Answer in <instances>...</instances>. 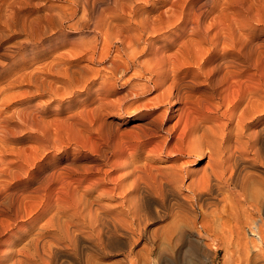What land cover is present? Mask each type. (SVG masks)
Returning <instances> with one entry per match:
<instances>
[{"label":"rangeland","instance_id":"rangeland-1","mask_svg":"<svg viewBox=\"0 0 264 264\" xmlns=\"http://www.w3.org/2000/svg\"><path fill=\"white\" fill-rule=\"evenodd\" d=\"M203 1L204 0H94L93 2V0H78L77 2V0H0V200L2 201L0 205L2 204L3 206L8 203V197H6L8 194L15 199L16 196L19 198V195L26 190L29 195L27 197L29 198L22 200L19 205L24 212V209H28V206L31 204L29 210L32 213L28 214L29 210L25 209V212H22L24 215L26 214L24 220H20L17 226L12 228L13 230L11 229L12 231L10 230V232L3 235L1 238L2 240H5L8 237L16 239L19 237L18 235H20V240H16V243H20L22 239L27 237L26 235L33 231L34 226H31L32 221L34 220L33 217H37L40 221L44 222L43 220H46L50 216L51 211L47 210V196L52 191V194L50 193L49 195L51 198H48V200L52 199V202L54 203L57 197L56 201L61 200L59 196L63 193L60 190H62V178L64 175L66 177V174L64 173H67L68 175L71 173L68 178H71L72 176L74 177L69 181L75 178L77 180L81 179L87 174L90 175L91 178L89 180L81 183V187L83 188V185L91 184L92 179L100 175L96 168V170L93 169L91 170V173H89L90 171L87 170L84 164L90 167V163H93L95 164L94 166L97 167V165H99L98 163H100L101 166L98 167L110 171L111 175L109 176H111L110 178L113 180H109L106 184L99 186L101 189L102 187L112 188V186L114 187L117 183H124L123 180L127 177L124 175H126L128 170L126 164L128 157L126 159L124 157L127 156V152H130L131 149H133L131 145H134L133 142H135V135L137 132H141V127L144 123L146 124L147 120L149 121L151 119V116L148 114L150 113V109L147 107L142 106L143 108L142 110L140 109V111L134 110V107L140 104L137 101H135V103L137 102L138 104L134 105L129 111L126 109H119L117 106L121 104L125 107L129 102H134L133 94H129L138 88L142 81L150 76V74H132L138 69L137 67L141 65L142 61L146 62L148 60V57L150 60L149 63L152 61L154 62L157 60L156 58H159V60L154 63L155 69H159L157 70L158 72L161 70L169 71L168 68L172 69L170 70V74L178 71L179 75H171L166 85L160 89L169 87L172 83V77L177 76V79L181 78L183 80L187 79L185 81H190L192 80L191 78H194L192 77L194 76L193 73L197 72L198 69L202 68L205 71L211 70L213 67H217V62L218 68L220 66L219 69L228 70L229 68L231 70L235 67L236 70H241L243 76H248L249 73L251 74V68L255 70V73L257 70L258 72H263L264 59L263 57H260V54L264 56V1L206 0V2L204 1V4ZM243 4L245 6H242ZM247 5H250L251 7H248ZM260 5L262 7H260ZM248 9H250L249 11L251 12L248 13ZM79 15L80 17H78ZM39 17L42 18V20L40 18L41 21L39 20ZM81 18L87 19L82 22ZM52 19L54 21H52ZM97 20L99 22L95 24L94 22ZM98 24L102 28L98 27ZM98 29L101 30L99 31ZM80 37L87 40L92 38V41L89 39L90 44H95H93L92 48L89 47L90 49L86 48V45L91 46L89 41L80 39ZM78 43L81 44V46ZM104 45L108 46L106 47ZM79 46L82 47V49ZM94 47L95 49H93ZM103 50L104 52H109V54L105 59L100 61V58H98L99 52H103ZM90 51L97 52L95 60L89 58L92 55L90 54ZM130 52H138V54L136 53L135 55L137 58V61L135 62L136 64H132L131 67L128 68L129 70H125L123 67H117V63L121 62L124 57L126 59ZM247 52L250 53L248 54ZM251 52L254 58L257 55H255V52L259 54L256 56L257 58L259 57L258 59H255L256 61L254 58L251 60ZM156 53L158 57L156 56ZM240 53H242V55ZM116 55H118L119 58H117L118 56ZM121 55L123 57H121ZM111 57L116 61H113ZM242 58H244L243 61ZM138 60H140V62ZM253 60L255 67L250 64ZM224 62H227L228 64ZM229 63H234L235 66H232V64L229 67ZM258 63L260 65H258ZM68 64L70 65L68 66ZM238 64L241 65V67H244V69L239 67ZM135 67L137 69H135ZM237 67L240 68V70ZM245 67H247V69H245ZM235 68L232 70H235ZM96 69L98 70L96 71ZM111 69L115 72H112ZM194 69H196V71ZM55 70L56 73L54 72ZM242 70L245 74H243ZM254 70L252 72L253 74ZM186 72L189 74L186 75ZM112 74L114 75V78H116V81H114L115 86L110 77ZM242 75L237 76L240 81L237 77L235 79V81L237 80L239 83L234 82L232 78H230L232 82L228 83L229 85L226 82L228 85L227 87L235 85L232 87L237 89L238 86V91L235 96L234 93L236 92V89H232L233 99H231L232 87L228 89L224 86L225 83L222 87L220 86L222 91L225 87L224 90L227 92L223 91L224 93L230 92V95L228 93L229 98H227V100L229 99L228 104L233 103L235 99L242 95V89H258L262 88L264 85V78L263 81L261 80L262 77H264V74L260 77L255 75L254 78L249 75L248 78L251 77V80L249 79L250 81H248L246 76H244L245 79L240 78L243 77ZM127 77H129V80L126 81L125 79ZM201 79L203 78H200L199 81H202ZM241 79L243 82H241ZM252 79L261 80V85L258 84L259 81H252ZM104 80L108 81L105 82ZM124 80L126 82H123ZM233 82L234 84H231ZM240 83H244L245 85L241 87ZM255 83L256 85H254V87L253 84ZM251 84L253 88L250 87ZM82 86H84V88ZM101 86H104L105 88ZM239 86L241 87L240 89ZM201 87H204L203 90L208 88L207 84H202L200 88ZM129 91L130 93H128ZM157 91L158 89L148 92L138 101H141V104L146 103L148 99H151L160 90ZM106 92L109 93L107 94ZM238 92L240 93L238 94ZM243 92L245 93V91ZM125 93H128V98L124 95ZM236 95L237 98H235ZM123 96L125 98H123ZM119 99L124 100L120 101ZM142 100L144 102H142ZM102 105H111L115 107L107 112L103 111L104 113L102 112L103 114H101L99 110ZM117 108L118 110H116ZM168 108L169 111H171V105H168ZM225 108L226 106L223 109ZM98 118L100 121H98ZM224 119L227 120L226 118H223V121ZM105 121L114 124L111 123L112 125L110 124L108 127H105ZM174 121L175 119H172L167 125ZM90 123H92V127L95 125V128L93 127V129H91ZM116 125L117 127H115ZM133 125L135 126L133 127ZM138 127L140 130H138ZM89 128L92 133H88ZM114 128H118L119 132ZM94 129H97L98 131ZM131 130L133 132L130 134L134 133L132 137L129 135ZM123 132H127L128 134H124ZM109 133L111 136H108ZM126 135L130 137H127ZM116 136L119 137L117 138ZM103 137L107 138L105 139ZM115 137L117 140L114 139ZM159 137H161V135L154 136L152 139L155 138V140L153 139L154 141H161L163 137L161 139H159ZM119 138L123 141H120ZM102 139H104L103 141L105 143ZM113 140L117 141V144H115L116 142H113ZM110 142L114 143L115 146L111 145ZM127 144L131 148L127 147ZM101 146L104 149H102ZM150 147L151 146L147 149ZM99 148L101 151L98 150ZM122 150H126V153H123L124 155L120 154ZM99 151L102 152V154H100ZM104 151H108V153ZM146 152L147 150L142 153V156H145ZM115 153H117L116 155L120 154L121 156L117 157ZM157 154V151L151 154L152 160H149L151 163H148L150 167H166L168 164L172 163L171 157L167 153ZM104 156H106L107 160ZM112 158H114V161ZM111 160L113 162L112 166H110ZM102 161L105 162L103 163ZM153 162L155 163L153 164ZM204 162H206V160L199 161L198 163L195 162V160H192L189 166L191 169L196 167L194 168V170L197 169L194 171V173H196L199 168L205 164ZM67 163L69 165L71 164L70 166H73V168L75 167L74 165H77V168L75 167L76 173L72 169L67 168L70 167ZM200 164L202 166H199ZM10 165L12 166L11 168ZM65 165L68 166L66 167ZM119 166L122 168L121 170ZM4 167H6L7 170ZM55 167H59L56 169L57 172L54 170ZM83 167H85V170ZM62 168H65L63 171L64 175H62V178L57 177V179H60H58V182L56 181L55 176H59L60 173H57L60 172V169L63 170ZM49 171L50 173H53L50 174ZM95 174L97 176H95ZM47 175L48 177L55 179H53V181L52 179H48L49 181L45 180L47 178L44 177H47ZM93 175L95 176L94 178ZM116 175L119 176L113 177ZM41 176L43 177V181L49 182V185L47 182L46 184L42 181ZM122 176L124 178H121ZM37 179L41 180L38 181ZM76 179L74 182L77 183ZM121 179L123 182H120ZM129 179H132V177L125 180ZM7 181L8 183H6ZM74 182L72 181V183ZM44 183L48 186L44 185ZM55 183H57V185H54ZM76 183H74V185ZM49 187L51 190H48ZM53 187L56 188L54 189ZM40 188L45 189V191L41 192L42 190ZM98 188L93 190L90 196V198H95L96 196L94 200V205L96 207H101L104 210H111L112 208L121 209V206L122 208H125L123 203H121L124 200V193L121 189L119 193L118 190H116L114 195L108 193L107 195L105 193L100 196L97 192H100L99 190L101 189ZM33 192H36L37 196L36 194L33 195ZM227 194H229V196ZM31 195L33 196L31 197L32 199L36 198L33 199L34 201L30 199ZM230 195V193H226L223 196L214 198L212 200L214 203L211 202V205L208 203L205 204L208 209L207 207L203 208L202 214H198L196 223H194L193 227L189 228L190 231L194 232L197 236H199V234L201 236H199L201 242H198L196 245H176L174 242L168 243L165 241V239L173 238L177 233V231H173V222L176 219L174 216L176 215L177 217L179 209L177 210V207H174L172 210V208H169L168 206L162 208L159 207L158 209L160 212L154 221L151 222L149 228L150 235L153 234L158 242L153 243L148 237L135 245L129 243L114 244L113 246L108 247L109 254L107 257H105V254H97L95 251H92V249L87 247L88 250L84 249L82 252L78 251V253H75L72 257L61 255L60 258L62 256L63 258L61 261L59 258V263L57 264H84L85 258H91V261L94 263L99 259H106V264L108 262H110L108 264H251L250 260H253V257L255 258V256L257 258L256 261L259 260L258 264H264V247L258 250L251 246L253 244L250 242V239L255 236L252 235L248 227H239V225H242L240 220L243 219L245 206L241 204L237 207V204L240 203H238L237 199L235 200L237 203L234 201L235 197L233 195H231V197L233 196V202H231V200L229 203H226L225 199L227 200L228 197L230 198ZM40 196H42L43 201L40 199ZM34 202H36V204ZM37 202H41V205L37 204ZM224 203L227 207H225ZM232 203L234 204V207L238 209V212L235 211L233 206V208H230L233 211L230 212L228 206ZM23 204H25L26 207ZM2 206H0V208ZM226 208H228L229 211ZM44 209L45 213H47L46 216H44V212L40 211H44ZM205 209L207 211H205ZM222 209H225L226 211L224 210V212ZM161 210H164L165 212ZM38 213H41V216ZM203 213H207L206 218H204ZM124 217H130L129 219L131 220L130 215ZM201 220L206 223L205 225L208 230H204L207 228L205 225L201 224L202 222L200 223ZM197 228H201V231ZM50 229L51 228H49V230ZM240 235L244 236L241 238ZM243 238L245 239L243 240ZM241 239L242 241H240ZM246 241L248 243H246ZM3 243L0 244V261L1 259L7 261L8 258H3V256L12 252L13 249L7 243ZM245 243L247 245H245ZM248 250L249 252H247ZM85 253H87V256L84 255ZM96 256L100 257L95 258ZM243 256H245V258ZM107 260L109 261L107 262Z\"/></svg>","mask_w":264,"mask_h":264},{"label":"bare ground","instance_id":"bare-ground-1","mask_svg":"<svg viewBox=\"0 0 264 264\" xmlns=\"http://www.w3.org/2000/svg\"><path fill=\"white\" fill-rule=\"evenodd\" d=\"M82 1H84V0H82ZM85 1H87V0H85ZM98 1H100V0H98ZM204 1L206 2V0H204ZM204 1H203V4L205 3ZM241 1H244V0H241ZM249 1H247V2H249ZM262 1H264V0H262ZM77 2H78V0H77ZM93 2H94V0H93ZM91 3H92V1H91ZM99 3H101V2H99ZM83 4H84V2H83ZM91 5H93V4H91ZM238 5H240V4H238ZM261 5H263V4H261ZM261 5H260V7H262ZM242 6H245V5L243 4ZM247 6L249 7L250 5H247ZM249 10L250 9H248V13L251 12ZM71 13H73V12H71ZM80 15L78 17H80ZM94 15H96V14H94ZM65 16H66V14H65ZM71 16H72V14H71ZM61 17H64V16H61ZM97 17H98V15H97ZM5 18H6V16H5ZM40 18L41 17H39V20H40ZM7 19H10V18H7ZM81 19H82V22H84V21H86L87 18L86 19L81 18ZM41 20H42V18H41ZM100 20H102V19H100ZM52 21H54V20L52 19ZM97 22H99V21L97 20L94 23L96 24ZM89 24H90V22H89ZM78 26H79V24H78ZM95 26H97V25H95ZM98 27H101V26H99V24H98ZM100 34H102V33H100ZM80 39H83L85 41H89L90 38L87 40V39L80 37ZM91 39H90V41H92ZM90 41H89V44H90ZM81 43H82V40H81ZM86 44H87V42H86ZM93 44H95V43H92V45L90 44L91 46L86 45L87 46L86 48H89V47L92 48ZM96 44H97V42H96ZM79 45L81 46V44H79ZM104 46H106V45H104ZM95 47L93 49H95ZM80 48L82 49V47H80ZM76 53H78V52H76ZM81 53H83V52H81ZM96 53L97 52H93V51L91 52L90 51V54H92V55L89 58L90 59L92 58L93 60H95V58L97 56ZM136 53L138 54V52H130L129 56L126 59L124 57L123 60L121 59L122 60L121 62L117 63V67H123L125 70L130 68L131 65L132 64L134 65V63L137 61V58L135 57ZM247 53L249 54L250 52H247ZM79 54H80V52H79ZM87 54H88V52H87ZM108 54H109V52H104V50H103V52H99L98 58H100V61H101V60L105 59L108 56ZM240 54L242 55V53H240ZM253 54H254V52H253ZM256 54L259 55L258 53L255 52V55ZM189 55H191V54H189ZM260 55H261L260 57H263V59H264V56L262 54H260ZM116 56H118V55H116ZM156 56H157V53H156ZM250 56L249 57L252 60V58H254L252 55V52H251ZM256 56H255L254 60L259 58V57L257 58ZM84 57H86V56H84ZM121 57H123V56L121 55ZM243 57H245V56H243ZM117 58H119V56ZM147 59L148 60L146 62L142 61L141 65H139V67L136 66L138 69L135 67V69H137V70H135L134 74H132V75H136V74L140 75L141 73H149L150 74V76H148V77L145 76L146 79L144 81H142V83L138 86V88L135 89V86H134L135 90L132 93H130L131 90L128 92V93H130L129 95L133 94L134 102H132V103L129 102V104H127L125 107L123 105L119 104L120 103L119 102L118 103L119 105L117 106L119 109H122V110L126 109L129 111L131 108L134 107V105L138 104L137 102H139L141 104V101H138V100H140L141 97L146 95L148 92L155 91L156 89H158V91L160 90L159 92L157 91L158 93L156 95H154L151 99H148V101H146V103H142L141 105L139 104V105L134 107V110H139V111H140V109L142 110L143 107L149 108L150 113H148V114L151 116V119L149 118L150 120L149 121L147 120L146 124L144 123L145 125L143 124V126L141 127V130L138 127V130H140L141 132H137V134L135 133L136 135H135L134 141L136 143L133 142L134 145H131L133 149H131L130 152H127V156L124 157L125 159L128 157L127 158L128 161L126 163L128 170L126 172V175H124V176H127V177H125V179L131 178V177H132V179H129V180L124 179L123 180L124 183H117L114 187L112 186V188L111 187L110 188L102 187V189H101L99 186L104 185L109 180H111V178H110L111 176H109V175H111L110 174L111 172L108 171L107 169H103V168H102L103 169V171H102V169H100L98 167V166H101L100 163H98V162L97 163L99 165H97V163H96L97 167L94 166L95 164H93V163H90L91 164V165H89L90 167H88V165L84 164L85 167L87 168V170L90 171L89 173H91V170L97 169L98 170L97 172H99L100 175L97 176L96 174H98V173L94 172V173H96L95 176H97V177H95L93 175V178L94 177L95 178L92 179V181H91L92 183L90 182L91 184L87 185L86 184L87 182H86L85 183L86 185L85 186L83 185V188H82L81 183L89 180L91 178L90 175L85 174L86 175L85 177L82 175L83 178L78 179V180L75 178L77 180V183H76V182H74L75 179L69 181L73 177L72 176L71 178H68V177H70L71 173H70V175H68L67 173H64V174H66V177H65V175L63 174V171L65 170V168H62L63 170L60 169V172L57 173V174L60 173L59 176L56 175L55 178H56V181L59 182V180H60L59 178H62V175H64L62 178V181H61L62 186L59 184L62 187L61 188L62 190H60V191L63 192V193H61L62 197L59 196L61 198V200L56 201L58 198L57 197L55 200V203H54V202H52V199L48 200V198H51L49 195L52 191L49 194L47 193L48 194V196H47L48 197L47 198V206H48L47 210L51 211L50 216L48 215L49 217L48 218L46 217L47 219L43 220L44 222L40 221V219L37 217H33L34 220L32 221V224H31V226H34L33 231L31 233L29 232L30 234L26 235L27 237L22 239V241L20 243H16L18 241V239L20 240V238H21L20 235H18L19 237L16 239H14L12 237H8L5 240H2L1 238L3 235L10 232V230L12 228L16 227L20 220H24V217L26 216V214L24 215L23 213L25 212V209H27V208H25L24 212H23L21 210L22 208H20L19 204L22 200L29 198V197H27L29 195H28V192L26 190L23 191L19 195V198H18V196H16L15 199H13L10 196V194H8V196H6V197H8L7 198L8 203L6 205H3V206H2V204L0 205V206H2L0 208V244H2L3 242L7 243L9 246H11L13 251L5 254L3 256V258L7 257L8 260L4 261L1 259L0 264H57V263H59L58 262L59 260L60 261L62 260L64 255L72 257L75 255V253H78V251L82 252L84 249L88 250V248L92 249V251H95L97 254H99V253L105 254L106 255L105 257H107L109 254V248L108 247H111L114 244H123V243L128 244L129 243V244L135 245L136 243L143 241L144 238H148V237L153 243H156V242H158L156 237L153 234L150 235V233H149L150 232V229H149L150 224L152 221H154L156 216H158V213L160 212L158 208L159 207L160 208L167 207V206L169 208L171 207L172 210L174 207H177V210L179 209V211H178V214L175 211V213L177 214V217L175 214H174L175 216L173 215L176 218L175 221L173 222L174 223V225H173L174 230L173 231H177V233L173 232V233H176L175 236H173V238H172L170 235L171 238L167 239L168 241L165 239V241L168 243L174 242V244H176V245H179V244L196 245L198 242H201V239H200L201 236H200V234H199L200 237L197 236L194 232L190 231L189 228L193 227L194 223H196V218L198 217V214L199 213L202 214V212H203L202 209L207 207L205 204L208 203L211 205L212 204L211 202H213L212 200L214 198L219 197V196H223L226 193H230L231 195H233L235 197L234 201L236 199L238 200V203H240V204H237V207H238V205H241V204L243 206H245V210L243 213V219L241 218L242 220H240L242 225H239V227H241V228L245 227V226L248 227V229L252 233V235L255 236V237L252 236L253 238L250 239V242L253 244L251 246H253L254 248H256L258 250L261 249L262 247H264V85L262 88L257 87L258 89H256V88H253V86L256 85V83L253 84V86L251 84L250 87H252L253 89H246L245 88L248 91H246L245 89H242L241 90L242 95L240 94L241 96L239 98H237V95H236L235 98H237V99H235L233 103L228 104L229 99L227 100V98H229L228 96L230 95V92H228L229 93V95H228V93H226L227 91L224 90L225 89V87H224L223 91H226L225 92L226 94H225L220 88L222 87V85L224 83H225L224 86L227 87L229 85L228 83L232 82V80H234V82H236V83H239L240 79H238L237 76L242 75V72H241L240 68H238V67L237 68L240 71L236 70L235 67H233V68L231 67L232 69L235 68V70H232V69L230 70L229 68H228V70L219 69L220 66L218 68V62H217V67H215V68L213 67V69L208 70V71H205L204 69L200 68L203 66L201 64L202 66L199 67L200 68V69H198L199 71L198 70H197V72L193 71L194 76H192V77H194V78H191L192 80H190V81H185L187 79L183 80L181 78L177 79L178 78L177 76H176L177 78L172 77V83L169 82V83H171V85L169 87H165L164 89H160L166 85L170 76L173 74H175V75L178 74V71L174 72L173 74H170V72H171L170 70H172V69L168 68L169 71H167V70L162 71L161 70L158 72L157 70H159V69H157V70L155 69L154 63H155V61L159 60V58H156L157 60H155L154 62L152 61L151 62L152 64L149 63V61H150L149 57ZM243 59L244 58H242V61H243ZM248 60H249V58H248ZM254 60L252 63L250 62V64L254 65V67H255V64H253ZM113 61H116V60L113 59ZM138 61L140 62V60H138ZM206 61H208V60H206ZM224 63H227V62H224ZM240 63H241V61H240ZM232 64L229 63V67H230V65L235 66L234 63H232ZM69 65L70 64H68V66ZM220 65H222V64H220ZM223 65H226V64H223ZM258 65H260V64L258 63ZM115 66H113V67H115ZM239 67H241V65H239ZM109 68H111V67H109ZM224 68H227V67H224ZM241 68L244 69V67H241ZM196 69H194V70L196 71ZM245 69H247V67H245ZM68 70H69V68H68ZM70 70H72V69H70ZM97 70L98 69H96V71ZM133 70H134V68H133ZM251 70L253 72L254 69L251 68ZM99 71H98V73H99ZM173 71H174V68H173ZM54 72L56 73V70ZM69 72H71V71H69ZM112 72H115V71L112 70ZM120 72H122V71H120ZM252 72H251V74L249 73V75L251 77L253 76V78H254L255 75H258L260 77L264 74V67H263V72L262 71L258 72V70L256 73L254 70V74ZM62 73H63V71H62ZM123 74H125V73H123ZM184 74H183V76L185 77ZM188 74L189 73L186 72V75H188ZM243 74H245L244 71H243ZM116 75H118V74H116ZM144 75H146V74H144ZM105 76H106V74H105ZM183 76H182V78H183ZM244 76H246V75H244ZM244 76L240 77V78L245 79ZM248 76H246V77L248 78ZM110 77L112 79L111 81L113 82V84L115 86L114 81H116V78H114L113 74ZM129 77H133V76H129ZM129 77H127L125 80L126 81L129 80L128 79ZM236 77L239 80L238 82H237V80L235 81ZM135 78H136V76H135ZM200 78H203V79L205 78V79L204 80L201 79L202 81H199ZM230 78H232V80ZM250 78H248V81L251 80ZM263 78L264 77H262V79H261L262 81H263ZM64 79H65V77H64ZM101 80H103V79H101ZM125 80L123 82H126ZM229 80H231V81H229ZM107 81H105V82H107ZM248 81H246V82H248ZM252 81L258 82L259 79H257V80L252 79ZM260 81L258 82V84L261 85L262 82H260ZM112 82H111V85H112ZM226 82L228 85L226 84ZM234 82L231 84H234ZM241 82H243L242 79H241ZM136 83H138V82H136ZM102 84H103V81H102ZM108 84H110V83H108ZM202 84H207L208 88L203 90L204 87L200 88V86ZM243 85H245V84L243 83L240 86L242 87ZM84 86H82V87L84 88ZM104 86H101V87H104ZM129 86H131V85H129ZM232 86H235V85H230L227 88L230 89V87H232ZM240 86H239V89L241 88ZM99 87H100V84H99ZM104 88H101V89H104ZM110 88H112V87H110ZM127 88H128V86H127ZM132 88H133V86H132ZM232 89L234 90L236 88L235 87L231 88V99H233L232 98V95H233ZM119 91H120V89H119ZM237 91H238V86H237L236 92L234 93V96L237 93ZM243 91H245V93ZM123 93H124V91H123ZM123 93H122V95H123ZM128 93L124 94L127 96V98L129 96V95H127ZM239 93L240 92H238V94ZM123 98H125V97L123 96ZM119 100L123 101L124 99H122V100L119 99ZM135 101H137V102L135 103ZM104 102H105V100H104ZM142 102H144V101L142 100ZM133 103H135V104H133ZM168 105H171V111H169ZM98 106H100V105H98ZM225 106H226V108L223 109ZM114 107L115 106H111V105H106V106L102 105L100 107L99 111L101 114H103L104 113L103 111L107 112L108 110H111ZM118 108L116 110H118ZM169 113H171V114H169ZM100 118H101V116H100ZM134 118H136V117H134ZM223 118H226L227 120L224 119V121H223ZM172 119H175V121L173 123H169V125H167L168 122H170ZM98 121H100L99 118H98ZM111 123L112 122L109 123V122L105 121L104 125H105V127H108ZM91 124L92 123H90V125ZM112 124H114V123H112ZM96 125H97V122H96ZM134 126L135 125H133V127ZM88 127H89V125H88ZM93 127L95 128V125H93ZM93 127H92V125L90 126L91 129H93ZM115 127H117V125ZM90 128L88 129V131H89L88 133H92L90 131ZM106 129H108V128H106ZM116 129L119 132V129L118 128H116ZM94 130H97V129H94ZM105 132H106V130H105ZM131 132H133V131L131 130L129 132V135H131V137H132V135H134V133L130 134ZM159 132H162V133H159ZM94 133H96V132H94ZM126 133H124V134H126ZM121 135H122V133H121ZM157 135H161V137H159V139H161L162 137H163V139L161 141H159V140L154 141L155 138H153L154 139L153 140L152 137L157 136ZM105 136H107V135H105ZM108 136H111L110 133L108 134ZM97 137H98V135H97ZM101 137H102V135H101ZM116 137L114 138L115 140H117ZM127 137H130V136H127ZM103 138H105V137H103ZM119 139H120V141L122 140L121 138H119ZM103 140L104 139H102V141ZM115 140H113V142ZM127 140H128V138H127ZM109 141H110V139H109ZM115 142H116L115 144H117V141H115ZM110 143H111V145L115 146L114 143H112V142H110ZM128 144H130V143H128ZM128 144H127V147H130V146H128ZM149 146H151V147L149 149H147ZM101 148H102V146H101ZM124 148H125V146H124ZM102 149H104V148H102ZM106 149H108V148H106ZM98 150H100V148ZM145 150H147V152H146L145 156H142V153ZM108 151L107 152L104 151V152L108 153ZM122 151H124V150H122ZM122 151L120 154L126 153V150L124 152H122ZM156 151L158 154L167 153L171 157L172 163L170 161L171 164H168V165L165 164V165H167L166 167H157V168H153V166L150 167V165L148 163H151V161L149 162V160H152L151 154L155 153ZM94 152H96V151H94ZM102 152H103V150H102ZM102 152H100V154H102ZM116 154L117 153H115V155ZM120 154H118L119 156L118 155H116V156L120 157L121 156ZM98 155H96V156H98ZM113 155H114V153H113ZM104 157L106 159V156H104ZM94 158H96V157H94ZM113 159L114 158H112V160ZM112 160H111V162H112ZM119 160H120V158H119ZM192 160H195V162H197V163L199 161H202V160H206V162H204L205 164L203 166L200 164L199 166H202V167L199 168V170L196 173H194V171L197 170V169L194 170V168H196V167L191 169L189 166V164ZM97 161H99V160H97ZM111 162H110V166L113 165V162L112 163ZM117 162H118V160H117ZM154 163L155 162H153V164ZM11 164H13V163H11ZM148 165H149V167H148ZM74 166L76 167L77 165H74ZM11 167L12 166L10 165V168ZM62 167H64V166H62ZM75 167L73 168V166H70L67 168L72 169L76 173ZM85 167H83L84 170H85ZM127 167H126V169H127ZM1 168H2V166H1ZM4 168L6 169V167H4ZM58 168L55 167L54 170L56 171V169H58ZM81 169H82V167H81ZM121 169L122 168L120 167V170ZM50 171H49V173H50ZM8 172H9V170H8ZM49 173H48V175H49ZM52 173L53 172H51L50 174H52ZM112 173H114V172H112ZM44 175H42V176H44ZM48 175H47V177L46 176L44 177V178H47L45 180L52 179V181H53V179H55V178L48 177ZM54 175H55V172H54ZM119 175H116L113 177H117ZM57 177H59L58 178L59 180L57 179ZM113 177H112V179H113ZM121 178H124V177L122 176ZM41 179L43 181V177ZM41 179H39V180L37 179V180L40 181ZM8 181L6 183H8ZM48 181H46V182L49 185ZM72 181L76 184L74 185V183H72ZM111 181H113V180H111ZM123 181L121 179L120 182H123ZM43 182H45V181H43ZM45 183H44V185L47 184V183L46 184ZM57 183H55L54 185H57ZM88 183H89V181H88ZM48 185H46V186H48ZM107 185H109V184H107ZM43 187L46 188L45 186H43ZM98 187L101 190H99L100 192H97V190H96V192L100 196L105 194V193L114 195L116 193V190H118V193H119L120 189H121L124 193V195H123L124 200L121 203H123V206H125V208L124 207L122 208V206H121V209H117V208L111 209L110 208L111 210H109V209L104 210L101 207H96L94 205L95 204L94 200H95L96 196H95V198L94 197L90 198V196H91V192L93 190L97 189ZM106 187H109V186H106ZM32 188H30V189H32ZM14 189H16V188H14ZM40 189L42 190L41 192L45 191V189H42V188H40ZM48 190H51L50 187L48 188ZM32 194L33 195L36 194V196H37L36 192H33ZM1 195H2V193H1ZM111 195H109V196H111ZM227 195L229 196V194H227ZM231 195H230V198H232V199H230L228 197V199H227L228 201L225 199L226 203L227 202L229 203V201H231V200H232L231 202H233V196L231 197ZM38 196H39V193H38ZM31 197H33V196L31 195L30 199H32ZM97 197H98V195H97ZM33 199H36V198H33ZM37 199H38V197H37ZM40 199L42 200V196H40ZM44 199H45V197H44ZM1 202L2 201L0 200V203ZM34 203L36 204V202H34ZM40 203L37 202V204H40ZM217 203H219V202H217ZM25 204H27V203H25ZM25 204H23V205L26 207ZM45 204H46V201H45ZM232 204H229L230 205V206H228L229 209L234 207V204L233 205ZM224 205H225V203H224ZM29 206H28L27 210L30 209ZM225 207H227V205H225ZM209 208H210V206H209ZM220 208H221V206H220ZM207 209H208V207H207ZM226 209H228V208H226ZM229 209H228V211H229ZM236 209L237 208H235V211L238 212V209L237 210ZM224 210L222 209V211H224ZM40 211L45 213V209H44V211L43 210H40ZM161 211H164V210H161ZM205 211H207V210L205 209ZM231 211H233V210L230 209V212ZM209 212H210V210H209ZM30 213L31 212L29 210L28 214H30ZM41 213H38V214L41 216ZM46 214L47 213H45L44 216H46ZM206 214L207 213L204 214V218H206ZM226 214H229V213H226ZM126 215L127 216L130 215L131 220L129 219L130 217H128V218L124 217ZM207 216H211V215H207ZM128 219H129V221H128ZM233 219H235V218H233ZM237 220H239V219H237ZM201 222H202V220L200 221V223ZM191 223H192V225H191ZM201 224L205 225L206 223L202 222ZM200 227H201V225H200ZM234 227H236V226H234ZM49 228H51V229L49 230ZM206 228H207V226H206ZM197 229H199V228H197ZM199 230L201 231V228ZM204 230H208V228L204 229ZM196 231H198V230H196ZM231 231H234V230H231ZM241 234H242V232H241ZM172 235H174V234H172ZM243 236L244 235H242L241 238ZM168 238H169V236H168ZM244 239L245 238H243V240ZM240 241H242V239ZM153 243H152V245H153ZM246 243H248V242L246 241ZM246 243H245V245H247ZM247 249H248V246H247ZM179 252H181V251H179ZM247 252H249V250ZM87 253H85L84 255H86ZM89 253H90V250H89ZM110 253H111V251H110ZM260 253H261V251H260ZM263 254H264V252H263ZM61 255H63V256L60 258ZM252 256H254V255H252ZM98 257H100V256H96L95 258H98ZM243 257L245 258V256H243ZM91 260H92L91 258H85L84 264H106L105 263L106 259H104V260L94 259V260H98L95 263ZM256 260H257L256 256H255V258L253 257V260L252 259L250 260L251 264H258L259 260L258 261H256ZM108 261L109 260H107V262ZM108 263H110V262H108ZM116 264H119V263H116Z\"/></svg>","mask_w":264,"mask_h":264}]
</instances>
